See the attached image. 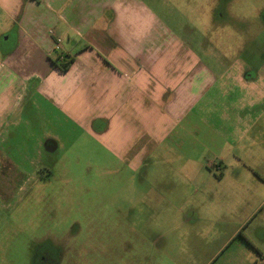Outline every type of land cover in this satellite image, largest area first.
Instances as JSON below:
<instances>
[{
    "label": "rangeland",
    "instance_id": "374dc122",
    "mask_svg": "<svg viewBox=\"0 0 264 264\" xmlns=\"http://www.w3.org/2000/svg\"><path fill=\"white\" fill-rule=\"evenodd\" d=\"M143 3L224 68L236 61L145 161L71 124L64 149L39 155L35 196L4 211L0 264H245L242 236L264 253V96L232 79L240 61L264 73V0Z\"/></svg>",
    "mask_w": 264,
    "mask_h": 264
},
{
    "label": "crops",
    "instance_id": "0c3cea01",
    "mask_svg": "<svg viewBox=\"0 0 264 264\" xmlns=\"http://www.w3.org/2000/svg\"><path fill=\"white\" fill-rule=\"evenodd\" d=\"M175 33L143 0H0V223L35 196L38 157L64 149L71 124L109 143L113 157L137 164L159 151L236 61L224 68L213 46ZM58 55L70 61L64 71ZM242 64L231 77L256 103L262 66L247 75ZM239 239L244 263L264 264Z\"/></svg>",
    "mask_w": 264,
    "mask_h": 264
},
{
    "label": "built area",
    "instance_id": "2783aa9c",
    "mask_svg": "<svg viewBox=\"0 0 264 264\" xmlns=\"http://www.w3.org/2000/svg\"><path fill=\"white\" fill-rule=\"evenodd\" d=\"M49 33L52 35V31H49ZM60 42V39H56V43H59ZM56 61L59 62V63H62L65 61V57L63 55H58L57 58H56Z\"/></svg>",
    "mask_w": 264,
    "mask_h": 264
},
{
    "label": "flooded vegetation",
    "instance_id": "af4514ba",
    "mask_svg": "<svg viewBox=\"0 0 264 264\" xmlns=\"http://www.w3.org/2000/svg\"><path fill=\"white\" fill-rule=\"evenodd\" d=\"M56 256H59V255L56 254ZM45 259H46V257H45L44 255H41V254L37 255V254H36V256H35V262H36V263H33V264H38V261H39V262H40V261H44Z\"/></svg>",
    "mask_w": 264,
    "mask_h": 264
},
{
    "label": "trees",
    "instance_id": "16d2710c",
    "mask_svg": "<svg viewBox=\"0 0 264 264\" xmlns=\"http://www.w3.org/2000/svg\"><path fill=\"white\" fill-rule=\"evenodd\" d=\"M65 63V64H64ZM59 68L64 71L68 68V66L70 65V61H65V62H62L61 64H59Z\"/></svg>",
    "mask_w": 264,
    "mask_h": 264
}]
</instances>
